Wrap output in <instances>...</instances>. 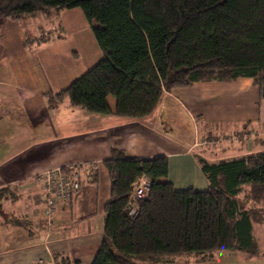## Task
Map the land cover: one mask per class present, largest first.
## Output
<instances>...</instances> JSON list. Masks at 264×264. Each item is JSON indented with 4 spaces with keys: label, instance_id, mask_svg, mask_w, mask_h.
<instances>
[{
    "label": "trees",
    "instance_id": "obj_1",
    "mask_svg": "<svg viewBox=\"0 0 264 264\" xmlns=\"http://www.w3.org/2000/svg\"><path fill=\"white\" fill-rule=\"evenodd\" d=\"M74 9L90 25L102 58L65 90L48 94L51 109L66 101L72 108L108 115L111 97L116 116L141 119L152 114L165 92L239 78L253 79L264 99V0H0V20L22 25L37 15ZM55 24L39 42L24 33V44L59 41L51 39L60 30ZM199 162L209 188L177 191L160 182L168 175L165 156L131 158L112 150L103 163L110 200L92 264H175L191 255L205 262L221 252L264 257L254 238V225L264 224V150ZM75 170L81 183L79 167ZM140 178L148 179L150 188L146 197L134 199ZM44 226L52 231L55 219L49 227L44 218ZM55 260L81 264L66 255Z\"/></svg>",
    "mask_w": 264,
    "mask_h": 264
},
{
    "label": "crops",
    "instance_id": "obj_2",
    "mask_svg": "<svg viewBox=\"0 0 264 264\" xmlns=\"http://www.w3.org/2000/svg\"><path fill=\"white\" fill-rule=\"evenodd\" d=\"M60 21L65 40L36 46L24 44L20 26L0 20V237L5 240L7 233L15 241L0 254V264H58L56 255L93 263L110 200L103 163L112 150L131 158L165 156L168 175L160 182H170L177 191L209 188L199 159L214 163L264 150V99L250 78L197 82L165 92L152 114L141 119L116 116L111 97L108 115L87 113L66 101L51 109L47 95L65 90L102 58L79 9L62 12ZM66 167H79L80 191L59 209L55 228L48 231L41 188L32 178ZM256 258L221 252L205 262L191 255L174 263L264 260Z\"/></svg>",
    "mask_w": 264,
    "mask_h": 264
},
{
    "label": "built area",
    "instance_id": "obj_3",
    "mask_svg": "<svg viewBox=\"0 0 264 264\" xmlns=\"http://www.w3.org/2000/svg\"><path fill=\"white\" fill-rule=\"evenodd\" d=\"M69 172L64 173L63 168H58L43 174H37L32 178L34 185L41 188L43 195V216L47 226L51 227L57 215V211L62 204L74 199L80 191V181H78L76 167H66ZM150 182L146 178H140L132 191L134 199H141L147 196ZM136 211L134 207L129 209V216L134 217ZM40 264V263H39Z\"/></svg>",
    "mask_w": 264,
    "mask_h": 264
},
{
    "label": "rangeland",
    "instance_id": "obj_4",
    "mask_svg": "<svg viewBox=\"0 0 264 264\" xmlns=\"http://www.w3.org/2000/svg\"><path fill=\"white\" fill-rule=\"evenodd\" d=\"M68 10L66 11H60V13H52L51 16L49 17H45L43 15H37V16H34V18H28L27 20H25L22 25L21 24H17V23H14L15 25L17 26H20L23 30L24 33H27L26 36L29 40V37L30 36H35V42H39L41 40H45L47 37L50 36L49 34V31L51 30V25H55V22H59L60 24V30L57 31L55 34H52L53 35L51 37V39H55V36H58L60 37V40H65V33H64V28L62 27V23L60 21V14L62 12H67ZM48 12H54V11H48ZM81 12V11H80ZM40 29V32L39 30H36V29ZM43 32V33H41ZM47 32V33H45ZM59 40V41H60ZM30 41V40H29ZM2 230V229H1ZM0 230V234L4 235L3 232ZM3 230H4V227H3ZM9 235H7L6 233V237H5V240H2L3 237H0V254H4V252L6 250H9L11 247H15V241L14 242H11V240L9 239ZM254 238L256 240V245H257V251H259L260 253L263 251L264 249V224H256L254 225ZM18 244V243H16ZM13 258V257H11ZM9 258H7L8 260ZM254 259H257V258H254ZM252 259L251 260V263L250 264H264V260H261V259H258V261ZM233 259L232 258H229V261H232ZM50 264L49 262L45 263H41V262H38L36 264ZM234 263H235V260H234Z\"/></svg>",
    "mask_w": 264,
    "mask_h": 264
}]
</instances>
